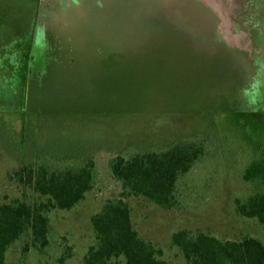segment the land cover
Here are the masks:
<instances>
[{"label": "rangeland", "instance_id": "obj_1", "mask_svg": "<svg viewBox=\"0 0 264 264\" xmlns=\"http://www.w3.org/2000/svg\"><path fill=\"white\" fill-rule=\"evenodd\" d=\"M64 12L74 23L37 26ZM27 76L24 140L18 111ZM0 130L4 142L13 140L11 148L0 140V204L30 200L31 191L10 178L25 163L95 159V188L73 209L48 213L74 249L64 264L82 263L94 242L90 217L122 193L109 158L182 138L208 148L179 179L182 208L125 195L134 227L179 264L184 258L168 242L181 229L264 244V224L235 210L236 200L264 190L242 177L264 157V0H0ZM28 241L25 234L9 248L5 264H59V248L23 254Z\"/></svg>", "mask_w": 264, "mask_h": 264}, {"label": "trees", "instance_id": "obj_2", "mask_svg": "<svg viewBox=\"0 0 264 264\" xmlns=\"http://www.w3.org/2000/svg\"><path fill=\"white\" fill-rule=\"evenodd\" d=\"M208 148L203 139L182 138L162 149H147L131 155L118 154L107 165L113 178L121 183L122 193L105 200L90 217L94 242L87 248L82 264H179L162 258L164 248L142 237L132 222L131 208L125 195L142 196L164 210L181 209L183 194L179 179L203 159ZM95 159L43 157L25 163L10 178L31 191L30 200L14 198L0 204V264H5L7 250L28 234L22 253L34 249L48 255L61 249L56 258L64 264L74 255L66 236L50 223L48 213L54 209L71 210L96 185ZM246 182L264 187V157L251 161L244 169ZM236 213L264 224V190L246 200L235 201ZM168 248H177L183 264H264V244L250 235L222 240L203 231L181 229L174 232Z\"/></svg>", "mask_w": 264, "mask_h": 264}, {"label": "crops", "instance_id": "obj_3", "mask_svg": "<svg viewBox=\"0 0 264 264\" xmlns=\"http://www.w3.org/2000/svg\"><path fill=\"white\" fill-rule=\"evenodd\" d=\"M71 19L72 18L70 16L66 15V13L64 12L63 15L62 16H59V17L52 16V17H48L47 19L38 18L37 19V26L42 27V25L49 24V25L55 27L58 24H62V22H73ZM33 24H34V21H33ZM38 39L39 38L36 39V35H35L34 38L31 37L30 45L28 47L29 50H31V44L32 43H36V45L39 43ZM22 85H23V88H22V90L20 92V99H21L20 100V105H22V108H21L22 111H20V110L19 111L17 110V111H18L19 115L21 116V119L24 120L23 127H22V132L21 133L23 134V139L26 140L27 132L30 131V129H31V123L29 121V118H27L28 116H26V115L24 116V113L25 112H31V102H29L28 100H29L30 93H31V96H32V92L30 91V82L28 80V76L27 77H24V80H23ZM28 87H29V89H28ZM1 124H2L1 127H2L3 130H5V129H7L9 127L11 129V131H12V128L13 127L11 126V124L8 125L6 122H3ZM0 140L4 144H6L7 146H10V144H8L9 141H11V145H12V141H13V140H9L8 139L7 142H4L1 135H0ZM10 148H11V146H10Z\"/></svg>", "mask_w": 264, "mask_h": 264}]
</instances>
